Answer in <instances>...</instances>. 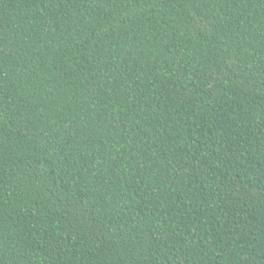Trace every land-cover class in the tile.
I'll return each instance as SVG.
<instances>
[{
    "label": "trees",
    "instance_id": "16d2710c",
    "mask_svg": "<svg viewBox=\"0 0 264 264\" xmlns=\"http://www.w3.org/2000/svg\"><path fill=\"white\" fill-rule=\"evenodd\" d=\"M0 264H264V0H0Z\"/></svg>",
    "mask_w": 264,
    "mask_h": 264
}]
</instances>
